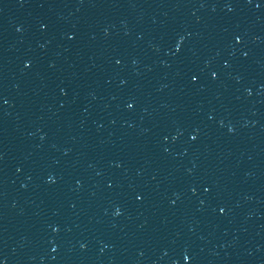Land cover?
<instances>
[{"label": "water", "instance_id": "water-1", "mask_svg": "<svg viewBox=\"0 0 264 264\" xmlns=\"http://www.w3.org/2000/svg\"><path fill=\"white\" fill-rule=\"evenodd\" d=\"M0 260L264 264V0H0Z\"/></svg>", "mask_w": 264, "mask_h": 264}, {"label": "snow or ice", "instance_id": "snow-or-ice-1", "mask_svg": "<svg viewBox=\"0 0 264 264\" xmlns=\"http://www.w3.org/2000/svg\"><path fill=\"white\" fill-rule=\"evenodd\" d=\"M259 6H260V5L257 4V7H259ZM236 40H237L238 42H241L242 38H241L240 36H237V37H236ZM181 43H182V41H181ZM179 48H180V45H177V51H179ZM212 75H213V77H216V76H217V73L213 72ZM195 79H198V78H197L196 76H193V80H195ZM129 107H133V105L129 104ZM192 139L195 140V139H197V137H196V136H193ZM209 191H210V189H209ZM139 198L142 199V197H139ZM220 211L223 212L224 209L221 208ZM184 259H185V261H188V260L190 259V257L185 256ZM0 264H5V262L2 261V260H0Z\"/></svg>", "mask_w": 264, "mask_h": 264}]
</instances>
